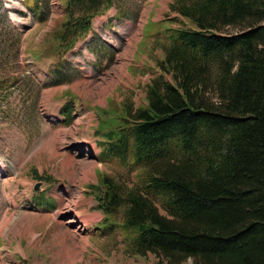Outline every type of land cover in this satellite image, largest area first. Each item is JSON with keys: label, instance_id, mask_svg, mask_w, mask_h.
I'll return each mask as SVG.
<instances>
[{"label": "trees", "instance_id": "trees-1", "mask_svg": "<svg viewBox=\"0 0 264 264\" xmlns=\"http://www.w3.org/2000/svg\"><path fill=\"white\" fill-rule=\"evenodd\" d=\"M25 5L40 21L50 12L49 0ZM113 5L60 0L55 53L71 50ZM169 10L176 26L165 29L145 104L104 110L95 129L99 160L116 159L139 179L102 174L88 193L131 256L264 264V0H173Z\"/></svg>", "mask_w": 264, "mask_h": 264}, {"label": "rangeland", "instance_id": "rangeland-1", "mask_svg": "<svg viewBox=\"0 0 264 264\" xmlns=\"http://www.w3.org/2000/svg\"><path fill=\"white\" fill-rule=\"evenodd\" d=\"M114 2L83 40L59 55L50 40L64 18L60 0H49L44 21L25 0H0V264H157L150 254L124 251L119 231L106 238L81 235L84 209L95 203L85 192L89 183L101 174L139 179V170L116 159L98 160L95 129L104 110L118 111L127 100L145 104L166 43H146L155 29L148 23L142 30L146 13L166 27L176 24L169 20L173 0ZM66 104L70 122L62 112ZM113 217L119 220L121 210Z\"/></svg>", "mask_w": 264, "mask_h": 264}, {"label": "crops", "instance_id": "crops-1", "mask_svg": "<svg viewBox=\"0 0 264 264\" xmlns=\"http://www.w3.org/2000/svg\"><path fill=\"white\" fill-rule=\"evenodd\" d=\"M161 1H162L161 3H164L166 1V5H167L172 0H161ZM148 23L154 24L155 29H154V31L148 33L146 43H148L149 41H152L156 38H160L162 40L164 39L163 42L167 41L166 40L167 38L164 34V29L166 27L165 22L161 21V19L158 17L157 18H154V17L150 18V15L146 13V20H144V23L142 25V30L146 27V25ZM142 30H141V32H142ZM141 39H142V36H140L137 43H139ZM145 47H147V46H145ZM149 48H150V46L148 47V49ZM159 73H160V69L156 75H158ZM94 165L97 166L96 164H94ZM89 184H95V182H91ZM88 185L86 187L87 190H85V192L89 191ZM94 202L95 203L93 206L88 205L84 209V216L83 217L85 220H84L83 224H84L86 230L81 235L84 236L86 239H88L89 236H96L99 238V235L102 236V238L109 237L110 235H113V232H115L117 230L109 232L108 230L104 229V224H103L104 214L96 208L97 203L95 200H94ZM79 237H81V236L77 234L76 238H79ZM123 244H124V242H123ZM86 246H88V245H86Z\"/></svg>", "mask_w": 264, "mask_h": 264}, {"label": "water", "instance_id": "water-1", "mask_svg": "<svg viewBox=\"0 0 264 264\" xmlns=\"http://www.w3.org/2000/svg\"><path fill=\"white\" fill-rule=\"evenodd\" d=\"M39 184H40V183H35V185H34V190H36V191L39 190Z\"/></svg>", "mask_w": 264, "mask_h": 264}]
</instances>
